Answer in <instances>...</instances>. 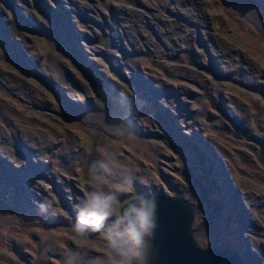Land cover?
<instances>
[{
    "label": "rangeland",
    "instance_id": "1",
    "mask_svg": "<svg viewBox=\"0 0 264 264\" xmlns=\"http://www.w3.org/2000/svg\"><path fill=\"white\" fill-rule=\"evenodd\" d=\"M0 5V264L80 251L76 206L105 155L145 181L136 191L187 198L200 244L264 264V152L218 109L264 139V0ZM93 235L79 264L103 260Z\"/></svg>",
    "mask_w": 264,
    "mask_h": 264
},
{
    "label": "clouds",
    "instance_id": "2",
    "mask_svg": "<svg viewBox=\"0 0 264 264\" xmlns=\"http://www.w3.org/2000/svg\"><path fill=\"white\" fill-rule=\"evenodd\" d=\"M90 177L89 190L76 206L72 225L73 239L80 251L66 255L64 264H73L72 257L79 264L81 251L93 234L100 235L105 251L102 262L98 257L90 264H146L148 240L157 227L156 196L135 190L137 182L145 181L120 155H105L92 162ZM38 207L41 213L55 212L50 203Z\"/></svg>",
    "mask_w": 264,
    "mask_h": 264
},
{
    "label": "water",
    "instance_id": "3",
    "mask_svg": "<svg viewBox=\"0 0 264 264\" xmlns=\"http://www.w3.org/2000/svg\"><path fill=\"white\" fill-rule=\"evenodd\" d=\"M218 109L232 122L236 135H244L264 150L263 138L253 133L228 108ZM96 161V157L90 159L91 164ZM150 194H154L158 202L157 227L154 236L148 240L146 264H249L237 249L199 243L194 233L195 211L187 198L162 192Z\"/></svg>",
    "mask_w": 264,
    "mask_h": 264
},
{
    "label": "bare ground",
    "instance_id": "4",
    "mask_svg": "<svg viewBox=\"0 0 264 264\" xmlns=\"http://www.w3.org/2000/svg\"><path fill=\"white\" fill-rule=\"evenodd\" d=\"M1 6V5H0ZM56 14H57V12H56ZM60 14V13H59ZM61 15V14H60ZM37 22V21H36ZM65 23V22H64ZM8 27H9V29H8ZM7 27V29H8V31H7V33H10V34H12L13 35V33H14V31H15V29H13L12 27H11V25H9ZM17 31V30H16ZM15 37V36H14ZM157 78V77H156ZM146 80V79H145ZM75 87V86H74ZM69 89H71V88H69ZM69 91H71V90H69ZM71 93H74L73 91H71ZM5 107V106H4ZM17 113V112H16ZM11 114V113H10ZM19 113H17V114H15L16 116L18 115ZM103 116L105 117L104 119H106V118H108V122H110V123H114V122H116V120H115V116L113 115V114H111V113H105V114H103ZM102 116V117H103ZM38 118V117H37ZM26 119H27V116H24V117H21V121L20 120H18V119H16V118H14L13 117V121H14V123H13V130L15 131V132H17V130L18 129H15L16 128V126H17V123H22L23 122V120H25L26 121ZM39 119V118H38ZM120 119V118H119ZM33 120V119H32ZM35 121V120H34ZM106 121H107V119H106ZM121 122V121H120ZM37 123V122H36ZM35 123V124H36ZM109 126V125H108ZM15 127V128H14ZM18 127V126H17ZM0 134H2V133H4L5 132V129L4 128H2L1 126H0ZM38 131H40L41 133H40V138L42 139L41 141L43 142V144H45L46 143V140L48 139V134L51 132V133H56V132H54V127H51V126H46V128L44 129V128H37V127H35ZM21 132V131H20ZM23 134V133H22ZM23 136H25V134L23 135ZM26 136H27V134H26ZM22 138V137H21ZM24 139V138H23ZM31 140V139H30ZM32 141V140H31ZM29 143V142H28ZM39 144V143H38ZM28 147V146H27ZM26 147V148H27ZM29 150V149H28ZM27 150V151H28ZM262 152H264V150L262 151ZM31 154V153H30ZM33 155V154H32ZM35 155V154H34ZM117 156V155H116ZM34 157V156H33ZM89 164L91 165V163H90V159H89ZM137 170V169H136ZM31 177V176H30ZM29 179V178H28ZM31 179V178H30ZM60 181H61V179H59ZM26 181V180H25ZM28 182V181H27ZM30 182V181H29ZM33 182V181H32ZM31 183V182H30ZM33 184V183H32ZM42 184V183H41ZM31 187V186H30ZM34 187V186H33ZM44 187V186H43ZM32 191V190H31ZM30 192V191H29ZM28 194V193H27ZM30 194H31V192H30ZM36 194V193H35ZM32 195V194H31Z\"/></svg>",
    "mask_w": 264,
    "mask_h": 264
},
{
    "label": "flooded vegetation",
    "instance_id": "5",
    "mask_svg": "<svg viewBox=\"0 0 264 264\" xmlns=\"http://www.w3.org/2000/svg\"><path fill=\"white\" fill-rule=\"evenodd\" d=\"M218 107H219V106H218ZM223 107L228 108L231 112H233V111L231 110V108H229L228 105H227L226 103L223 105ZM92 238H93L94 240L98 239V238H97L96 236H94V235H92ZM92 246L95 247V241L92 242Z\"/></svg>",
    "mask_w": 264,
    "mask_h": 264
}]
</instances>
